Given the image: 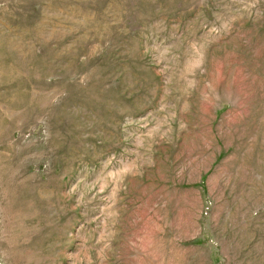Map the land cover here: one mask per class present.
<instances>
[{"label":"rangeland","instance_id":"obj_1","mask_svg":"<svg viewBox=\"0 0 264 264\" xmlns=\"http://www.w3.org/2000/svg\"><path fill=\"white\" fill-rule=\"evenodd\" d=\"M0 264H264V0H0Z\"/></svg>","mask_w":264,"mask_h":264}]
</instances>
